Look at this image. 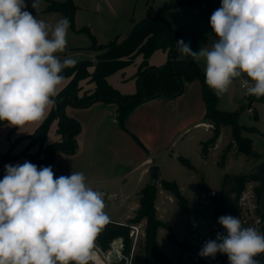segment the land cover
<instances>
[{
    "label": "clouds",
    "instance_id": "1",
    "mask_svg": "<svg viewBox=\"0 0 264 264\" xmlns=\"http://www.w3.org/2000/svg\"><path fill=\"white\" fill-rule=\"evenodd\" d=\"M40 0H31L37 9ZM26 0H0V121L23 127L39 122L54 105L66 68L63 58L70 21L37 19ZM211 46L192 51L176 42L181 58L203 64L206 85L217 97L234 81L245 94L264 97V0H221L210 17ZM51 166L5 165L0 179V264H100L96 240L111 222L104 194L86 183L83 172L55 177ZM227 234L205 242L198 255L225 254L229 264H260L264 233L242 226L238 217L218 218ZM122 258L119 249L114 251Z\"/></svg>",
    "mask_w": 264,
    "mask_h": 264
},
{
    "label": "trees",
    "instance_id": "2",
    "mask_svg": "<svg viewBox=\"0 0 264 264\" xmlns=\"http://www.w3.org/2000/svg\"><path fill=\"white\" fill-rule=\"evenodd\" d=\"M194 0H172L161 5L155 14H147L144 18L134 23L129 34L122 40L111 39L107 43H97L92 35L93 45L97 50L94 59H81L74 67L66 68L62 75L65 77V85L58 90L54 97L55 103L49 113L26 137L29 143L24 153L29 155L30 162L38 168L50 164L55 157L57 150L65 153H74L77 150L76 135L81 130L80 122L70 117L65 112L68 104L77 107H87L95 101L115 102L118 105V118L124 123L126 116L139 104L159 95L176 96L183 92L185 82L199 80L202 88V96L205 103V119L212 123L213 135L202 141L201 155L204 159L209 157L210 148L218 139L223 126L231 129V140L228 142L220 164H224L225 154L235 147L237 153H244L249 157L258 160L264 156L255 151L252 147V139L242 134L243 129L239 121V114L242 103L235 110H224L218 107L220 97L214 95L213 91L206 85L204 72L200 65L192 59H181L178 57L176 42L181 40V34L167 19L166 10ZM77 5L73 0H49L45 11H58L67 17L71 27L74 28V14ZM155 49H165L168 57L160 65H152L148 58ZM142 55L136 74L137 89L132 93H122L114 88L107 80V76L113 71L124 67L136 56ZM92 83L91 88H84V84ZM255 100H264V97H253ZM251 108L256 110L253 105ZM57 119V132L62 138L58 141L46 143L47 133L51 123ZM7 121H0V125ZM252 128H255L252 126ZM254 130V129H250ZM37 145V150L27 153L28 149ZM10 152L0 157V166L13 158ZM180 160L188 167H193L189 159L180 156ZM251 174L246 173H225L223 185L211 195L212 206L206 208L207 213L212 215V227L218 233L226 235L227 232L218 223V218L224 215L238 217L240 210L238 206V195L244 187L245 181ZM4 175L0 174V179ZM163 188L171 191L179 204L187 213L191 211L178 184L174 180H161ZM157 197V185L153 181L148 182L141 190L139 196V207L133 217L127 222L141 221L147 219L146 237L143 244L145 252L144 264H174L158 248L157 231L160 227L167 229V236L175 241L169 223L158 218L156 215L155 200ZM124 236L128 243V227L119 222L112 221L105 226L97 237V242L104 248L109 246L110 241L116 236ZM212 264H229L225 254L217 255Z\"/></svg>",
    "mask_w": 264,
    "mask_h": 264
},
{
    "label": "crops",
    "instance_id": "3",
    "mask_svg": "<svg viewBox=\"0 0 264 264\" xmlns=\"http://www.w3.org/2000/svg\"><path fill=\"white\" fill-rule=\"evenodd\" d=\"M166 52L168 57V51L166 50ZM136 57L139 58L138 62L140 63L142 55ZM178 57L181 58L180 55ZM135 66L134 75L136 77L139 65ZM92 86L93 84L89 88ZM122 93L132 92L122 91ZM219 103L220 99L218 107L224 109ZM252 105L254 106V104ZM117 110V103L102 100L95 101L87 107L66 105V114L77 119L81 124V130L76 135L77 150L71 154L57 150L54 160L45 166L52 167L55 174L54 178L70 175L72 171L83 172L88 186L104 194L106 206L118 204L125 209L126 212L123 216L121 215L119 218L110 217L111 220L126 222L134 216L139 207V196L142 188L152 181L148 172L149 167L152 164L159 165L160 178L166 179L162 176V169L167 162H172L173 156L171 155L173 151H177L178 155H175V160L181 162L180 156L189 159L193 165L192 168H194L195 164L191 158L196 154L202 157L201 142L211 137L213 130L212 126H209L211 123L205 119L206 108L201 84L197 79L186 81L184 90L179 95H159L142 102L126 116L124 123L119 121ZM57 122L55 119L51 123L46 143L62 138L61 134L57 132ZM7 126V122L0 125V130L7 128V131H4L0 138V157L7 152L14 156L0 166V171L5 164L22 156H26L30 162V157L24 153V150L29 143V138L26 136L31 133L17 134V127ZM222 132H230L226 140H224V136L220 139ZM52 134L54 138L51 140ZM228 140H231V129L224 126L215 145L210 148L209 157L214 152L224 151L222 148ZM37 148L35 145L27 153H33ZM231 149L236 152L235 147ZM259 161H256L254 165ZM0 174L3 175L4 173L1 172ZM246 174H252V172L249 171ZM177 184L180 188L178 182ZM159 188L169 191L163 188L161 183H157V192ZM181 192H184V189H181ZM187 203L191 208L194 205V202L189 203L187 201ZM159 230L160 228L157 231L159 250L173 263H176L166 251L160 248ZM175 241H177L176 236ZM137 263L144 264V260L142 263Z\"/></svg>",
    "mask_w": 264,
    "mask_h": 264
},
{
    "label": "rangeland",
    "instance_id": "4",
    "mask_svg": "<svg viewBox=\"0 0 264 264\" xmlns=\"http://www.w3.org/2000/svg\"><path fill=\"white\" fill-rule=\"evenodd\" d=\"M73 1L77 5L74 14V28L70 25L67 37V49L64 53H60L59 55L61 58L66 55H71L77 60H81L94 59L97 54V50L92 47V35L96 38L97 43H107L114 38L120 41L129 34L134 23L138 22L149 13L155 14L161 5L169 3L172 0ZM26 3L28 4L27 10L29 12L37 19H42L50 25H54L57 20L64 17V15L58 11H45V8L49 4V0H40L37 9L32 8L31 0H26ZM220 6L221 0H194L188 4L167 8L166 16L169 22L180 32L181 39L189 44L192 51L197 52L203 46L210 47L212 43L211 39L215 38V34L210 26V17ZM178 55L181 56L179 51ZM166 58V50L155 49L148 58V62L150 64L160 65ZM187 59L191 58L189 57ZM138 60L139 58L135 57L124 67L110 73L107 76L108 82L120 92H135L137 83L134 72L136 71L135 65H139ZM199 65L203 70V64L201 63ZM65 83L66 80L64 79L58 86V90ZM90 85L92 84H84L85 89L89 88ZM239 103H242V108L238 121L242 126L249 128L243 129L242 134L251 137L253 149L264 156V100H255L253 102L257 114V116H255L253 108H248L249 101L245 100L243 97V90L239 80H236L230 86L228 92L220 97L219 104L226 110H235L238 108L237 106ZM51 107L45 112L44 118L51 110ZM41 121L28 123L23 127L17 128L16 133H32ZM252 126L255 128H252ZM2 129L4 130H0V138L4 131H7V128ZM229 135L230 132H222L220 139L224 136L223 138L226 140ZM52 138H54L53 134L50 139L52 140ZM228 141L224 144L222 150H225ZM175 153H177V151H173L171 155L173 156L172 162H167L164 165L162 176L168 180H176L180 185V189H184L182 193L189 203L195 202L196 194L200 189H220L223 185L224 174L227 172L247 173L250 171L253 173L256 166L254 163L258 161L255 157H249L244 153L237 154L233 149H230L225 154L223 165L220 164V160L224 151H219L218 153L214 152L206 161L199 154L193 155L194 157L191 159L195 167L191 168L175 160ZM25 161L29 160L26 156H22L5 165L23 164ZM5 165L1 168L0 173L3 172L5 174ZM162 179L163 178H160L158 181L155 180L153 183L157 185ZM156 207L157 217L163 221H169L171 231L177 238V241L170 240L167 236V229L165 227H160L158 233L160 248L166 251L171 258L176 261L174 264H177L180 259L181 242L186 232V223L188 221L187 212L179 206L176 197L170 191L160 190V188L157 192ZM105 211L112 218H119L126 212L125 209L121 208L118 204L106 206ZM210 216L212 217V215ZM141 221L145 227L146 237L147 219L143 218ZM210 225L214 227L211 223ZM143 260L144 249L142 244L137 250L136 261L142 263Z\"/></svg>",
    "mask_w": 264,
    "mask_h": 264
},
{
    "label": "built area",
    "instance_id": "5",
    "mask_svg": "<svg viewBox=\"0 0 264 264\" xmlns=\"http://www.w3.org/2000/svg\"><path fill=\"white\" fill-rule=\"evenodd\" d=\"M242 88V87H241ZM243 97L250 101L255 96L245 94ZM211 126V124L209 125ZM214 190L200 189L195 198L191 211L187 213L186 232L182 241L181 255L177 264H212L217 253L213 257H201L198 255L206 241L215 240L218 232L210 225L212 217L205 211L212 206L211 195ZM261 190L258 179H246L243 189L238 195L239 216L242 226L254 227L260 233H264V209L260 205ZM202 213L208 215L207 219L202 218ZM117 222V221H116ZM128 227V243L124 236L114 237L107 248L96 242L100 264H138L136 253L138 248L144 244L145 227L142 221L119 222ZM212 224V223H211ZM119 249L122 258L117 260L114 251ZM256 259L264 264V253L257 254Z\"/></svg>",
    "mask_w": 264,
    "mask_h": 264
},
{
    "label": "water",
    "instance_id": "6",
    "mask_svg": "<svg viewBox=\"0 0 264 264\" xmlns=\"http://www.w3.org/2000/svg\"><path fill=\"white\" fill-rule=\"evenodd\" d=\"M254 100H250L248 103V108H251V105L253 104ZM177 156L178 153H175ZM149 176L150 180L155 181L160 179V167L157 164H152L149 169ZM247 179H258L259 180V186L261 190V197H260V205L264 209V158L260 160L256 166L254 172L247 177ZM202 218L207 219L208 215L206 213H202Z\"/></svg>",
    "mask_w": 264,
    "mask_h": 264
}]
</instances>
